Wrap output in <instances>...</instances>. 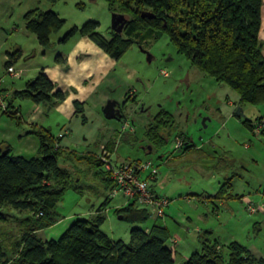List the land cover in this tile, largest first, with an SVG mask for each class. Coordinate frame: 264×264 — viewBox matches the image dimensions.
Segmentation results:
<instances>
[{"label": "rangeland", "instance_id": "obj_1", "mask_svg": "<svg viewBox=\"0 0 264 264\" xmlns=\"http://www.w3.org/2000/svg\"><path fill=\"white\" fill-rule=\"evenodd\" d=\"M37 1L26 0L22 9L40 6ZM41 1V8L53 10L66 20L64 27L51 36V40L57 42V48L62 47L58 41L66 32L88 21L100 22L98 31L107 39L111 38L113 12L105 0ZM19 13V8H16L13 21L23 26L22 14ZM19 39H26L23 32ZM53 51L54 48H48L49 55L52 53L54 57L58 53ZM19 64L21 66L23 62ZM116 74L117 87L109 91V97H104L103 104L93 111V115L89 112L85 127L80 131L71 126L74 132L80 131V140L87 139L90 143V148L81 149V145L76 151L83 154L93 150L99 152V145L111 137H116L117 141L122 134L128 137L129 129H125V122L129 123L135 132L131 139L118 141L113 159L118 162L152 161L159 169L161 194L169 197L170 207L166 209L164 218L152 215L145 223L131 222L119 218L121 215L115 208L118 197L109 203L108 211L102 212L105 220L101 230L114 240L128 242L133 227L147 228L157 222L168 229L167 244L173 249L176 264L200 251L201 234L224 245L226 255L229 243L237 241L257 257L264 256V138L243 124L246 119L257 121L262 118L260 116L264 117V112L260 115L256 106L246 104L241 120L236 117L238 93L200 72L179 53L169 36L159 30H149L142 36L141 43H134L127 49L118 59ZM110 99L120 102L124 115L122 120L105 118L103 108ZM228 101L233 104H228ZM25 103L32 104L28 100ZM162 109L174 116L178 128L166 146L158 149L147 139L145 127ZM49 116V119L45 118L44 126H52L53 133L57 135L61 125L50 122L53 113L49 112ZM170 130L169 127L165 133L171 134ZM90 131L94 133L89 134ZM262 131L255 133L264 135ZM179 132L185 133L190 138L189 143L192 141L208 156L197 162L176 160L175 136H179L176 134ZM67 143L65 140L62 146L69 148ZM13 144L17 147L18 143ZM185 150L180 152V156L185 154ZM24 155L32 156L31 153ZM59 164L71 171L78 189L68 190L59 201L56 210L61 220L38 232L44 240L58 239L77 219H91L110 192L95 173L97 169L86 162L73 156L60 158ZM177 164L179 169L171 171L170 168ZM224 187L225 191L220 193ZM0 213V240L12 259L16 256L23 233L21 220L28 212L4 205Z\"/></svg>", "mask_w": 264, "mask_h": 264}, {"label": "trees", "instance_id": "obj_2", "mask_svg": "<svg viewBox=\"0 0 264 264\" xmlns=\"http://www.w3.org/2000/svg\"><path fill=\"white\" fill-rule=\"evenodd\" d=\"M46 1L57 3L60 0ZM105 1L110 11L127 16L122 33L113 30L111 38L107 39L98 31L100 22L88 21L81 27H72L60 42L66 43L76 35L87 36L111 57L119 59L134 43H141L142 36L149 30H159L169 36L179 53L200 72L235 90L239 95L238 103L264 104V56L259 39L263 0ZM144 10L152 12L154 18L142 17ZM25 23L26 29L46 48L52 44L51 35L59 32L66 20L53 10L33 9L26 13ZM64 60L57 54L58 63ZM15 95L35 103L65 99L64 91L57 88L43 70ZM9 101L15 109L12 99ZM4 114L16 115L14 111ZM263 118L246 119L243 124L255 132L253 123ZM169 127L171 134L165 133ZM176 128L174 116L162 109L146 124L145 135L152 146L161 149ZM36 134L39 150L29 158L15 155L11 145L0 144V208L8 205L28 212L21 220L23 233L14 258L8 256L0 240V264H176L173 249L167 244L169 233L165 226L154 223L147 228L133 227L128 242L114 240L101 230L105 220L102 212L112 201L109 194L91 219H77L58 239L40 238L39 231L61 220L56 210L59 201L68 190L78 189L71 171L61 167L59 159L74 156L91 165L97 169L95 173L109 192L114 182L104 169L100 146L105 144L113 158L118 141L131 139L133 133L129 132L128 137L122 134L118 141L111 137L99 145L98 153L87 154L63 148L60 143L63 137H54L50 131ZM176 134L184 140L180 152L193 146L185 133ZM223 191L225 187L220 193ZM116 211L123 219L137 223H145L152 216L148 209L134 202ZM201 235L200 251L193 252L181 264H264V256L257 257L237 241L229 243L226 255L224 245L218 240Z\"/></svg>", "mask_w": 264, "mask_h": 264}, {"label": "crops", "instance_id": "obj_3", "mask_svg": "<svg viewBox=\"0 0 264 264\" xmlns=\"http://www.w3.org/2000/svg\"><path fill=\"white\" fill-rule=\"evenodd\" d=\"M25 1L0 0V80L2 89L13 101L14 112L16 113L13 117L0 113V144L11 145L15 155L29 158L35 156L39 150L40 142L36 133L50 131L54 137L62 136L61 146L66 140V143L68 142L69 144H67L70 145L69 150H78L81 145V149L89 147L90 143L87 142V139L80 140L78 134L82 127H85L88 123L89 112H92L93 115V111H96L99 105L103 104L104 97H109V93L117 87L118 79L115 76L117 75L118 59L111 57L87 36L76 35L66 43L60 42V38L58 43L62 47L58 48L55 46L57 42L54 43L51 40V46L44 48L39 44L36 35L26 29L25 15L33 9L46 10L41 8L43 4L41 0L37 1L40 6L31 9L25 8L29 10L22 9ZM16 8H19V14H22L23 26H18L13 21ZM22 32L26 38L25 40L19 39ZM259 39L264 56V0ZM48 48H54L53 53L61 54L65 59L64 62L58 63L56 61L57 55L54 57L52 53L49 55ZM21 62H23V65L18 66ZM11 66L14 68L13 74L8 71ZM42 70L56 84L57 88L64 91L65 99L35 103L29 99L16 97L15 92L23 90L27 83ZM129 77H131V74H129ZM26 100L31 101L32 104L25 103ZM228 104L233 103L228 101ZM246 104L248 103L240 104L237 102L236 106H241L243 109ZM262 105V107L254 105L260 115L264 112V104ZM49 112L53 113L50 122L61 125L57 135L53 133L52 126L50 128L44 126L45 118H50ZM234 115L241 120L242 116L236 113ZM71 126L80 131L74 132ZM91 132L94 133V131H90L89 134ZM129 132L134 133L135 128L134 131ZM253 133L264 138L262 134ZM13 142L18 143L17 147L14 146ZM194 146L196 145L185 150L183 156H180L181 153L178 152V156L174 158L176 160L180 159L179 162L203 161L208 155L203 154L204 151L200 147ZM94 152L98 153V151ZM24 153H31L32 156H25ZM179 167L180 165L177 164V166L171 167L170 170L176 171ZM159 175L153 181V185L154 189L161 193ZM123 201V199H119L115 208L120 207Z\"/></svg>", "mask_w": 264, "mask_h": 264}, {"label": "built area", "instance_id": "obj_4", "mask_svg": "<svg viewBox=\"0 0 264 264\" xmlns=\"http://www.w3.org/2000/svg\"><path fill=\"white\" fill-rule=\"evenodd\" d=\"M10 73H14L13 66L8 68ZM168 76V73L164 74ZM14 109L10 105L9 96L1 87L0 80V113H11ZM254 131L260 132L264 129V118L260 122H254ZM125 129L134 131L129 123L125 122ZM184 140L179 136L175 139V152L181 151ZM101 160L105 171L114 182L109 196L113 200L120 197L124 201L120 207L126 206L130 202L136 203L139 207L148 209L150 214L157 218L166 216V209L169 207L170 199L153 188L159 174V169L152 161L118 162L112 158V153L105 144L101 146ZM173 155H171L170 159ZM119 208V207H118ZM109 208L106 209L108 211ZM253 210H255L253 208Z\"/></svg>", "mask_w": 264, "mask_h": 264}, {"label": "water", "instance_id": "obj_5", "mask_svg": "<svg viewBox=\"0 0 264 264\" xmlns=\"http://www.w3.org/2000/svg\"><path fill=\"white\" fill-rule=\"evenodd\" d=\"M141 14H142V17H146L150 19L154 18L155 16L152 12L145 11V10L142 11ZM127 21H128V18L125 14L114 12L112 16V29L117 33H122ZM148 60L151 61L150 55H148ZM103 113L105 115V118L108 120H121L123 117V113L120 108V102L117 100H113V99H110L107 101V103L105 104L103 108ZM235 113L239 116L244 115L243 109L241 106L237 107V110ZM151 147L152 146L150 145L149 147L150 151L152 150ZM119 218L122 219L123 217L120 216Z\"/></svg>", "mask_w": 264, "mask_h": 264}, {"label": "flooded vegetation", "instance_id": "obj_6", "mask_svg": "<svg viewBox=\"0 0 264 264\" xmlns=\"http://www.w3.org/2000/svg\"><path fill=\"white\" fill-rule=\"evenodd\" d=\"M120 108H121V106H120ZM121 110H122V108H121Z\"/></svg>", "mask_w": 264, "mask_h": 264}]
</instances>
